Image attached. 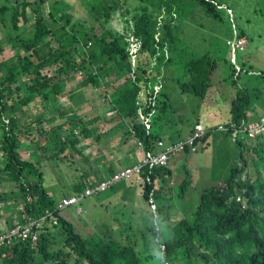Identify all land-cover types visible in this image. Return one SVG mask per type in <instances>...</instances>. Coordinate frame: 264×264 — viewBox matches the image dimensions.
Here are the masks:
<instances>
[{
    "label": "trees",
    "instance_id": "16d2710c",
    "mask_svg": "<svg viewBox=\"0 0 264 264\" xmlns=\"http://www.w3.org/2000/svg\"><path fill=\"white\" fill-rule=\"evenodd\" d=\"M47 1L13 0L0 6V34L5 32L0 35V184L14 182L17 188L0 193V234L8 209L12 213L6 218L7 230L28 217L39 218L60 201L45 185L42 167L47 160L69 157L71 151L80 154L78 145L83 139L91 138V144H99L111 135L97 125L99 113H81L91 97L84 99L83 91L69 87L77 76L78 85L100 90V97L102 94L113 111L111 120L117 125L128 124L124 140L133 136L142 152L160 151L159 141L167 146L185 139L197 123L207 133L195 144L218 132L232 139L229 131L214 129L219 124L242 127L263 96L257 79L240 82L244 69L231 61L232 72L225 77L235 90L229 116L213 125L211 119L202 121L201 117L219 57L207 52L189 58L184 61L181 76H171V70H167L173 57H164L167 49L173 53L178 50L177 17L184 8L198 3L207 15L219 18L222 4L217 0H81L85 17L76 16L66 0ZM116 17L122 20V29L112 25ZM33 19L32 33L21 37L19 31ZM242 36L244 31H240ZM7 45L13 49L10 59H6ZM245 72L254 74L250 69ZM257 76L264 82V71ZM176 88L183 101L188 95L198 97L195 107L176 104L172 99ZM41 99L55 104L52 115L43 113ZM33 102L37 104L32 116L25 107ZM175 117L184 120L173 122ZM61 119L64 121L55 124ZM184 126L192 127L188 135L183 132ZM261 135L249 138L239 134L232 140L239 155L234 157L227 179L203 190L191 217H169L171 234L163 241L167 264H264ZM36 148L41 153H34L35 157L23 154L24 149L32 154ZM184 151L192 150L187 146ZM185 173L183 193L193 175L188 169ZM173 174L169 162L144 167L138 183L151 215L156 212L161 216L157 204L165 194L172 193L168 186ZM102 180L96 178L93 183ZM93 183L81 181L72 192L80 193ZM58 214L59 223L55 226L46 222L36 244L20 240L0 246V264H157L147 254L150 224L144 229L125 230L123 242L109 243L98 235L81 234L73 221Z\"/></svg>",
    "mask_w": 264,
    "mask_h": 264
},
{
    "label": "rangeland",
    "instance_id": "374dc122",
    "mask_svg": "<svg viewBox=\"0 0 264 264\" xmlns=\"http://www.w3.org/2000/svg\"><path fill=\"white\" fill-rule=\"evenodd\" d=\"M11 1L13 0H0V6L9 4ZM52 1L48 0L47 2L51 3ZM66 1L72 6L76 16L85 17L81 0ZM217 2L222 4L219 18L207 15L202 5L198 3H193L191 6L184 8L177 17L175 34L177 35L176 45L178 50L173 53L169 48L167 49L164 57L168 58L173 55L169 63H167V60L165 62L168 66L167 70H171V76H181L184 73L185 60L207 52L219 57V67L213 76V86L210 88V94L206 98V103L204 101L202 108V115L206 116L205 111L212 108L214 104L221 106L224 112L230 108L235 90L232 81H227L225 77L232 72L231 61L237 63L244 69L240 77L241 83L245 78H251L254 81L257 79L259 86L263 88L262 98L256 101V106L250 110L248 122L254 121L252 119L259 118L258 115L264 114V82L261 81L262 77L257 76L260 71H264V0H217ZM34 22L33 19L19 31L21 37H26L32 33ZM112 25L117 29L123 28V22L118 17L112 21ZM240 31L245 32L247 49L245 48V51H233L226 41L239 36ZM0 35L3 37L5 32L2 31ZM5 53L6 59H10L13 54L11 45L5 47ZM246 69H250L254 74H247ZM159 79L160 76L157 78V83ZM78 80L80 78L77 76V79L70 82L69 87H73L76 91H83L86 96L84 99H88L87 95L91 97L81 113H99L100 117L96 122L97 125L102 126L104 131H111V136L99 144H91V138L83 139L78 145L82 148L80 154L71 151L69 157L47 160V165L43 163L42 170L45 173V185L57 200L63 199V194L72 191L74 184L77 182L86 181V176L91 181L102 178L96 177V174H100L98 169L106 168L110 164L109 161L118 158L117 148L121 146V140L126 138V131L129 130L127 123L117 125L115 121L111 120L114 115L113 111L102 94L100 97V90L96 87L78 85ZM179 92L180 90L176 88L173 91L172 99L180 107H183V105L195 107V104L198 103L196 99L199 98L194 95H188L189 98L183 101L179 97ZM188 100L189 103H187ZM40 102L44 106L43 113L48 116L52 115L55 104L42 99ZM36 104V102H33L25 107L29 115L33 116L36 112ZM217 109L219 110L218 107ZM196 111H199V109H196ZM255 111L257 113H254ZM255 114L257 117H252ZM175 118V120L172 119L173 122L184 120L183 117ZM201 118L202 121L209 122L206 117ZM222 118L224 117H212L211 120L219 122ZM61 121H64V119L57 120L55 124H59ZM175 125L180 127L178 123ZM260 137H264V134ZM126 140L135 142L133 136H129ZM205 144H207L206 147L201 148ZM196 146L197 151H182L169 160V167L173 169L174 174L168 187L171 186L173 191L171 194H165L157 204L161 209V217L166 224L170 216L172 218L191 217L199 204L203 190L227 179L233 165V159L236 155H239L238 146L224 132L212 134L206 140H199ZM132 150L137 153L135 147ZM36 152L41 153V149L36 148V151L34 150L32 154L24 149L23 154L25 157H33ZM102 156H104V160L100 159ZM185 169L190 170L193 175L191 181L187 184L186 191L183 193L182 182L186 176ZM16 189V183L14 182L0 184V193L9 190L15 191ZM141 190V185L133 175L104 192L86 197L78 204L65 208L61 214L73 221L81 234L86 236L98 235L109 241V243H116L121 240L123 242L126 237L125 230L144 229L149 225L147 220L150 218L151 212ZM11 213L12 210L8 209L6 217L10 218ZM4 226L7 227L6 222H4Z\"/></svg>",
    "mask_w": 264,
    "mask_h": 264
},
{
    "label": "built area",
    "instance_id": "2783aa9c",
    "mask_svg": "<svg viewBox=\"0 0 264 264\" xmlns=\"http://www.w3.org/2000/svg\"><path fill=\"white\" fill-rule=\"evenodd\" d=\"M227 44L233 51H242L246 48L247 39L243 36H235V38L227 40ZM145 123L147 127L150 126L148 117L145 118ZM214 130L229 131L232 135V140H236L239 134L246 135L249 138H256L264 133V114L257 120L245 123L242 127H236L233 124L230 126L219 124ZM206 133V128L202 124L197 123L192 133L183 140H179L167 146L163 141H159L158 144L162 147L160 151L154 153L144 150L141 159L137 163L121 168L113 175L103 179L99 183H93L92 186H88L80 193L64 197L57 203L54 209H47L39 218L28 217L27 221L19 223L15 227L2 232L0 234V246L5 243H12L20 240H29L33 244H36L40 239L39 233L45 226L46 222L55 226L59 223L58 212H62L65 208L78 204L86 197H91L94 194L104 192L118 182L128 179L133 175H135V180L140 182L141 173L145 166L167 165L172 156L181 153L187 146L195 152L197 150L195 144L196 140L204 136ZM139 143L143 146L141 141ZM79 209L81 210L82 208L80 207Z\"/></svg>",
    "mask_w": 264,
    "mask_h": 264
},
{
    "label": "crops",
    "instance_id": "0c3cea01",
    "mask_svg": "<svg viewBox=\"0 0 264 264\" xmlns=\"http://www.w3.org/2000/svg\"><path fill=\"white\" fill-rule=\"evenodd\" d=\"M217 107L219 108V110L218 109L216 110ZM229 110H230V108L226 112H224V110H222L221 106L220 107L219 106H215L212 109L209 108L208 109V114L206 116H204V117H206V119H208L209 121H210V119H212V117H224V118H222L219 121V122H222V120H224L225 117H228L229 116ZM254 113H257V112L255 111ZM252 117H257V116L255 114ZM258 117L260 118L261 115H258ZM259 118L252 119V120H257ZM211 122H212L213 125L219 123V122H216V121H213V120H211ZM191 129H192L191 126L185 127L183 129V132H185V135H188L191 132ZM110 136H108L107 139ZM124 139L125 138H123L121 140L122 141L121 146H119L117 148V151H116L118 158L114 159V161H109L110 164L106 168L105 167L104 168L102 167V169H100V168L98 169V172L100 174H96V175H98L99 177H102L101 179H104L105 177L107 178L109 176V174H112V173L116 172L120 168H125L127 166H131V165L137 163L139 161V159L141 158L142 151L140 150L139 146L135 142H133V141L128 142L127 140H124ZM206 145L207 144H205V146ZM133 147L136 148L137 153H134L133 152L134 151V150H132ZM100 159H103L104 160V156H102V158H100ZM86 180H90L89 177L86 176ZM94 180L95 179H93L92 183L94 182ZM82 182H85V181L82 180ZM77 183H79V182H77ZM73 194H77V193L70 191L69 193L63 194L64 196L62 195V197H66V196L73 195ZM6 218L3 219L2 222H1V229H2V231L7 230V228L9 227L8 226L9 225V222H7V219ZM4 222H6L7 227L4 226Z\"/></svg>",
    "mask_w": 264,
    "mask_h": 264
},
{
    "label": "clouds",
    "instance_id": "9594fccd",
    "mask_svg": "<svg viewBox=\"0 0 264 264\" xmlns=\"http://www.w3.org/2000/svg\"><path fill=\"white\" fill-rule=\"evenodd\" d=\"M147 222L151 226V232L147 236L148 252L157 264H167L163 241L170 237V229L164 219L156 212L150 216Z\"/></svg>",
    "mask_w": 264,
    "mask_h": 264
}]
</instances>
